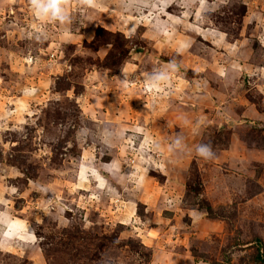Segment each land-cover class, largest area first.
Returning a JSON list of instances; mask_svg holds the SVG:
<instances>
[{
  "label": "rangeland",
  "instance_id": "obj_1",
  "mask_svg": "<svg viewBox=\"0 0 264 264\" xmlns=\"http://www.w3.org/2000/svg\"><path fill=\"white\" fill-rule=\"evenodd\" d=\"M60 3L0 0V264H264V0Z\"/></svg>",
  "mask_w": 264,
  "mask_h": 264
},
{
  "label": "clouds",
  "instance_id": "obj_2",
  "mask_svg": "<svg viewBox=\"0 0 264 264\" xmlns=\"http://www.w3.org/2000/svg\"><path fill=\"white\" fill-rule=\"evenodd\" d=\"M32 6L37 10L38 14H50L51 17L57 18H60V13L63 11L60 0H32ZM196 151L205 158H210L214 155L211 146L208 144L199 145Z\"/></svg>",
  "mask_w": 264,
  "mask_h": 264
},
{
  "label": "crops",
  "instance_id": "obj_3",
  "mask_svg": "<svg viewBox=\"0 0 264 264\" xmlns=\"http://www.w3.org/2000/svg\"><path fill=\"white\" fill-rule=\"evenodd\" d=\"M5 217H8V218H10V217H15V215H13V214H11L9 211H7V210H0V223H1V220L2 219H4ZM17 218V217H16ZM21 221H23L26 225H28L29 227H30V225L29 224H27V222L25 221V220H23L22 218H19ZM14 219H9L8 221H7V227H8V225L9 224H13V225H17V226H19V227H25V225H20L18 222L16 223H14V221H13ZM0 225H2V224H0ZM7 227H5L4 229H3V227H0V239L1 240H11L12 238H18L19 240H21L22 239V234L21 233H19V229H15V228H13L16 232H18L15 236H12V237H10V236H8L7 235V231H8V229H7ZM31 228V227H30ZM27 228H20V230H23L22 232H25V233H28L29 234V232L26 230ZM33 232V231H32ZM34 234V233H33ZM31 239V238H30ZM21 244H22V242H19L18 240H15V241H13L12 242V247H13V249H18L17 247L18 246H21ZM33 245H35L34 243H33ZM10 249H12V248H10ZM0 251H3V249H0ZM6 251V250H5ZM13 251L14 250H9L8 252H11L12 254H14L13 253ZM16 253H18V254H16V255H21V254H19V252L16 250ZM22 257V256H21ZM25 258V257H24ZM25 259H27L28 261H30V263L31 264H34V263H32V259L31 258H29V257H27V258H25Z\"/></svg>",
  "mask_w": 264,
  "mask_h": 264
},
{
  "label": "bare ground",
  "instance_id": "obj_4",
  "mask_svg": "<svg viewBox=\"0 0 264 264\" xmlns=\"http://www.w3.org/2000/svg\"><path fill=\"white\" fill-rule=\"evenodd\" d=\"M8 231H7V235L12 237L15 234L14 229L12 228V226H8ZM25 235V234H24Z\"/></svg>",
  "mask_w": 264,
  "mask_h": 264
}]
</instances>
